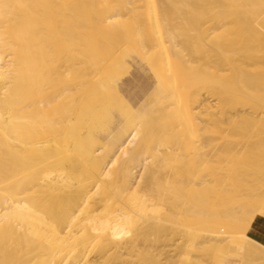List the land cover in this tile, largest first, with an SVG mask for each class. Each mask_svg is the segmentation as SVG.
I'll return each instance as SVG.
<instances>
[{
	"label": "bare ground",
	"instance_id": "1",
	"mask_svg": "<svg viewBox=\"0 0 264 264\" xmlns=\"http://www.w3.org/2000/svg\"><path fill=\"white\" fill-rule=\"evenodd\" d=\"M125 44L156 75L132 100ZM255 131L264 0H0V264L264 262Z\"/></svg>",
	"mask_w": 264,
	"mask_h": 264
},
{
	"label": "rangeland",
	"instance_id": "2",
	"mask_svg": "<svg viewBox=\"0 0 264 264\" xmlns=\"http://www.w3.org/2000/svg\"><path fill=\"white\" fill-rule=\"evenodd\" d=\"M110 70H114V72L116 73V75L114 74L113 78H112V85L113 87L117 88L118 92L121 94V96L125 99H133V97L135 95H137V93H139L141 90L146 89L147 87L151 86V81H150V77L153 76L156 78V75L150 71L149 67L140 59L137 57V54L135 52V50L128 44H125L123 46V49L121 51L118 52V54L113 58V60H111L107 66ZM100 90L98 89L97 93ZM96 108H93V111H95ZM94 117H96V113L95 112H91V114L88 116L87 119V124L90 127H100V125L106 126V120L104 118H98V120L94 119ZM252 133V132H251ZM255 134V137H253V140L255 139H262L264 138V133L259 135V131L258 133L255 131L253 132ZM264 153H260L259 152V159H258V163L262 164L261 162H264ZM262 160V161H261ZM262 208V212H263ZM259 211L254 212L255 214H259ZM252 213V212H251ZM253 214V213H252ZM253 214V216L255 215ZM256 216V215H255ZM254 216V218H255ZM238 228L235 230L233 228V232L231 231V233H234L235 236H237V234L239 235L240 232H242V234H244L246 232L247 234V228H245V232L243 233L242 230L239 229L240 226H237ZM202 228H206V225H202ZM242 228V226H241ZM244 228H242L244 230ZM249 228V227H248ZM238 229L240 231H238ZM247 229V230H246ZM237 230V232H236ZM241 235V234H240ZM249 236V235H248ZM250 237V236H249ZM155 242V241H154ZM157 242V241H156ZM155 242V244H156ZM228 242V241H227ZM160 245V241L157 242ZM224 244L226 243L223 242ZM223 243H221V245L219 246V248L222 246V248H220L219 250L217 249V256H216V263L214 260H212L211 258L208 260V257H204V261L202 264H209V262L211 264H217L218 260H224L226 259L227 255H234L237 256L238 260L245 263V264H264L263 261L259 260V263L257 260L254 261V259L249 257L247 258V261H242L243 258H240L238 256V254L234 251L232 252L231 250H235V246H232V242H229V244L231 243L230 247L233 248L229 251H227L228 249H230V247L228 248V244H225L226 246L224 247ZM235 245V244H234ZM224 247V248H223ZM227 249V250H226ZM206 259V260H205ZM211 260V261H210ZM244 260V259H243ZM208 261V262H207ZM207 262V263H206ZM191 263V262H190ZM187 263V264H190Z\"/></svg>",
	"mask_w": 264,
	"mask_h": 264
},
{
	"label": "crops",
	"instance_id": "3",
	"mask_svg": "<svg viewBox=\"0 0 264 264\" xmlns=\"http://www.w3.org/2000/svg\"><path fill=\"white\" fill-rule=\"evenodd\" d=\"M247 234L264 243V209L262 213L255 216L247 230Z\"/></svg>",
	"mask_w": 264,
	"mask_h": 264
}]
</instances>
